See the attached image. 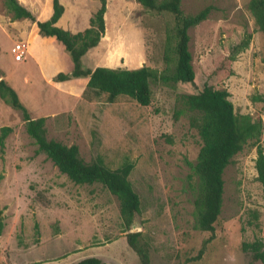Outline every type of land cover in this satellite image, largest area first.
<instances>
[{
    "label": "rangeland",
    "instance_id": "374dc122",
    "mask_svg": "<svg viewBox=\"0 0 264 264\" xmlns=\"http://www.w3.org/2000/svg\"><path fill=\"white\" fill-rule=\"evenodd\" d=\"M30 1L34 17L45 20L41 13L51 9V0ZM249 1L181 0L185 15L211 7L208 18L188 31L194 83H151V103L144 107L127 96L114 103L107 102L106 94L85 98L81 78L69 77V84L41 75V60L30 58V47L41 48L52 40L61 49L56 55L62 68L73 67L69 54L54 38L40 35L30 20H15L0 0L3 79L16 88L32 118H45L48 140L76 145L86 163L97 157L110 169L132 163L128 180L140 200V213L126 231L117 198L100 184L75 185L44 154H36L20 113L0 100V128H12L0 159V264H76L88 257L105 264H140L127 244L128 233L140 234L138 243L147 248L150 264H261L243 249L245 243L264 241V202L253 140L225 169L214 239L199 260L190 261L210 237L196 230L193 216L189 163H195L201 143L186 113L175 118L179 95L199 92L205 85L226 89L236 114L261 120L258 143L264 150V104L252 101L264 94V33L255 25ZM60 2L72 9L68 19L75 24L84 23L86 13L98 7L91 0ZM107 4L108 35L92 57L109 64L115 57L122 67L142 65L163 72L173 17L147 12L135 0ZM25 29L37 33L22 41L28 54L19 64L11 59V48L23 40L20 33ZM247 35V48L235 53L233 48ZM92 63L84 57V69H91ZM23 66L29 79L18 74Z\"/></svg>",
    "mask_w": 264,
    "mask_h": 264
},
{
    "label": "trees",
    "instance_id": "16d2710c",
    "mask_svg": "<svg viewBox=\"0 0 264 264\" xmlns=\"http://www.w3.org/2000/svg\"><path fill=\"white\" fill-rule=\"evenodd\" d=\"M7 10L15 20L27 19L33 22L40 35L54 38L60 42L72 61V78H86L85 98L92 94L98 97L107 95V102L114 103L119 96H127L141 106H149L152 98L151 83L193 84L195 74L192 56L189 52L190 37L188 31L208 18L211 7L193 15H185L181 10V0H135L145 11L155 14H169L173 17V26L167 32L163 72L148 66L138 69H110L97 67L94 70L83 69L82 57L95 48L105 34L106 0H98L99 8L89 20V28L72 34L55 26L64 12L59 0H51L52 15L46 21H39L17 0H4ZM248 10L254 18L258 31L264 33V0H250ZM251 35H247L233 49L234 52L247 48ZM234 59V57H232ZM69 74L59 73L55 80H68ZM226 89H214L205 85L201 91L181 94L178 97L179 108L175 118L183 113L188 115L189 125L197 133L200 149L192 170V205L196 230L210 233L203 241L197 255L190 261L199 260L206 246L214 239L215 224L221 213L224 181L223 173L232 159L243 149L248 141H255V169L257 181L261 185L264 202V150L258 143L262 130L260 119L250 115H238ZM0 100L19 112L25 123V131L37 147L36 154H44L59 172L75 185L100 184L119 201L120 218L126 231H130L135 216L140 213V200L132 188L128 177L133 164L128 162L116 169L108 168L101 157L86 163L79 154L76 145L66 146L46 137L45 118H31L27 108L21 102L16 91L2 78L0 70ZM253 102L264 104V94L252 97ZM12 128H0V159H3L5 142ZM4 174L0 173V182ZM255 216V215H254ZM4 227L0 212V235ZM37 228V225H36ZM139 233L126 235L128 246L136 253L140 264H150L148 250L138 243ZM243 249L252 254V259L264 264V241L255 240L243 244ZM76 264H105L99 258L88 257Z\"/></svg>",
    "mask_w": 264,
    "mask_h": 264
},
{
    "label": "crops",
    "instance_id": "0c3cea01",
    "mask_svg": "<svg viewBox=\"0 0 264 264\" xmlns=\"http://www.w3.org/2000/svg\"><path fill=\"white\" fill-rule=\"evenodd\" d=\"M21 5H23L28 11L31 12V14L34 16V12L31 10V6H34V2H31L30 0H17ZM60 1V0H59ZM92 2H98V0H91ZM122 1V0H121ZM63 7H64V12L62 14V16L58 19V21L56 22L55 26H57L58 28H61L65 31H68L72 34H76L78 32H83L85 29L89 28V20L90 18L92 17V15L98 10L99 8V2H98V7L94 10V12H89V13H86V15L84 16V19H85V22L84 23H78V24H75V23H71V21H69L68 19V14L69 12L72 10L70 7H68L67 5H64L62 2H60ZM139 5V4H138ZM108 4L106 5V12H105V16H106V19L104 17V20H105V34L104 35H108V32H107V25H108ZM44 10V9H43ZM75 10V8L73 9ZM45 12H42L41 14L43 15H46V19L43 20L42 17H38L37 15V19L36 20H39V21H46L48 20L51 15H52V7L50 10L46 9L44 10ZM36 15V14H35ZM35 34L37 33L36 29L35 31L32 29H25L23 32L20 33L21 35V38L23 40H16V42L18 41H24V39H26L25 41L28 42V39L30 37V34ZM32 37V36H31ZM104 37V36H103ZM15 42V43H16ZM41 42V41H40ZM14 43V44H15ZM41 43H45V41L43 40V42ZM49 44H46V46L43 45V47H39L38 45L34 44L32 47H30V53H31V57L33 59V61L36 59L35 57H38L40 60H41V69L43 71H46V74L41 72V75H45L49 78H53V77H56L59 73H63V74H69V72L72 70V68L70 67H65V68H62V65L60 64L59 65V62H58V59H57V55L56 54H60V47L54 43L52 40H50L48 42ZM13 44V45H14ZM40 44V43H39ZM99 45H97L95 48L89 50L81 59V64H82V68L84 69V57L86 56V58H90V60L92 59V66H91V69L90 68H87V69H90V70H94L95 68L97 67H105V68H110V69H117V68H120V69H128V70H132V69H138L140 67H142V65H139V66H134V67H129V66H126L125 67H122V66H119L117 65V61H116V58H111V61L113 59V62L111 64H109L110 60H104L102 57L100 58H93L92 55L95 54V51L97 48H98ZM46 47V49H44ZM35 53H39L38 55H35ZM28 54V53H27ZM100 54H105V51L101 52ZM87 56H91V57H87ZM12 61H13V58L11 57ZM103 59V60H102ZM102 60V61H101ZM24 61H22L23 63ZM17 64V63H16ZM19 64H21V62H19ZM40 64V63H39ZM24 69H22V71H18L19 75L20 76H23L24 78L26 77L27 79L28 76L27 75H30L29 71H28V67L27 66H23ZM1 70V69H0ZM22 74H21V73ZM2 73V71H1ZM32 74V73H31ZM69 77H71L69 75ZM3 78V77H2ZM83 80V87H84V90L86 88V83H87V79L86 78H81ZM5 80V79H4ZM6 81V80H5ZM7 82V81H6ZM58 82V81H57ZM69 83L71 84V82L69 81H63V82H58V83ZM8 84V83H7ZM9 85V84H8ZM10 86V85H9ZM12 87V86H10ZM13 88V87H12ZM15 91H16V88L14 87L13 88ZM84 92V91H83ZM16 93L18 94V92L16 91ZM19 98H20V95L18 94ZM21 100V98H20ZM21 102L23 103V101L21 100ZM24 104V103H23ZM25 106V105H24ZM26 107V106H25ZM28 110V109H27ZM29 112V111H28ZM32 118V117H31ZM33 119H36V118H33ZM46 128V127H45Z\"/></svg>",
    "mask_w": 264,
    "mask_h": 264
},
{
    "label": "built area",
    "instance_id": "2783aa9c",
    "mask_svg": "<svg viewBox=\"0 0 264 264\" xmlns=\"http://www.w3.org/2000/svg\"><path fill=\"white\" fill-rule=\"evenodd\" d=\"M28 46L22 41L16 42L11 48V54L14 62H22L26 59Z\"/></svg>",
    "mask_w": 264,
    "mask_h": 264
}]
</instances>
